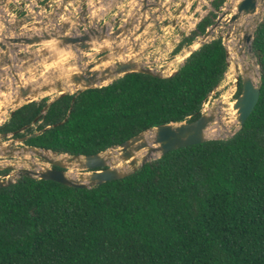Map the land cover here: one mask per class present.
Returning a JSON list of instances; mask_svg holds the SVG:
<instances>
[{"label":"trees","instance_id":"16d2710c","mask_svg":"<svg viewBox=\"0 0 264 264\" xmlns=\"http://www.w3.org/2000/svg\"><path fill=\"white\" fill-rule=\"evenodd\" d=\"M216 18L203 17L174 53ZM252 50L260 96L230 138L170 151L90 189L28 177L0 188V264H264V16ZM227 70L219 37L171 77L128 74L59 97L44 115L45 103L25 105L1 130L41 116L37 131L50 128L27 146L95 155L156 126L197 120Z\"/></svg>","mask_w":264,"mask_h":264},{"label":"water","instance_id":"95a60500","mask_svg":"<svg viewBox=\"0 0 264 264\" xmlns=\"http://www.w3.org/2000/svg\"><path fill=\"white\" fill-rule=\"evenodd\" d=\"M88 1L61 0L59 4L57 1L51 2L52 10L47 17L45 16L44 21L39 20L41 21L39 22L34 16L24 15L9 24L12 28L8 32H3L4 29L0 30V115L6 114L9 110L14 114L22 106L45 96L50 97L54 93L62 97L66 95L67 88L75 93L102 88L128 74L140 73L159 79L171 77L194 52L211 41L212 33L220 27L222 21L232 27L226 39L234 35L239 47L247 46L250 60L248 65H242V69L239 65L235 66L236 73L242 72L240 77H236V82L241 84V93L232 105L239 127L255 109L260 96L261 83L259 66L252 50V41L264 11L253 23L243 20L257 13L259 0H240L232 10L222 12L215 24L206 30L199 41L194 42L187 51L174 59L179 67L169 75H164L162 71L154 72L149 67H141L137 59L144 56L141 48L147 51L148 47L140 48L141 42L139 45L132 43V38L138 34L146 32L148 36V33H153L155 22L159 21V10L163 9L161 7L163 0H131L128 3L127 14L124 11L125 15L122 16V12L118 14L119 10H117L121 6L120 0L107 3L109 6L104 7L105 10L102 13L97 7L93 9ZM180 1L165 0L163 6L180 4ZM192 1L188 0V3ZM2 3L6 4V0H0V10ZM185 5L187 4H182L179 10L181 11ZM79 6L81 11L76 13ZM152 9H155L156 13L150 15L149 12ZM180 11L175 14L178 16ZM4 12L8 13L7 10ZM31 21L34 22L33 25L26 27L25 33L22 32L21 26ZM101 23L103 25L100 33V30L94 26ZM5 24V21L0 20V28ZM15 26L20 31L15 32ZM109 27L117 28L111 35L106 36L105 29ZM134 28L137 29L136 34L132 32ZM118 36H129V39L125 38L120 42ZM224 47L229 69L231 65L229 48L225 45ZM74 48L82 54L95 51L96 55L104 53L105 56L94 63H83L92 58L94 53L90 58L82 59V64L86 65H79L72 58ZM242 54L243 52L238 53V57H242ZM123 55H125L124 60L120 58ZM55 75L57 79H51ZM53 101L51 100L41 111V115L46 113ZM215 119V114H205L202 108L201 116L197 120L159 125L116 147L87 156L59 154L46 149L25 147L26 141L36 138L50 128L47 127L40 132L15 140L14 143L24 145L23 147L0 144V157L9 159L10 164L8 165L6 161L0 162V170L11 171L5 180L0 181V188L12 186L17 179L23 177L53 181L72 188L88 189L109 181L123 179L149 161L158 159L170 151L216 140L208 138L206 133ZM37 120L38 118L34 122ZM29 127L26 126L16 133H22ZM10 136L5 134L2 137ZM113 149L120 150V159L128 162L130 171L110 166V158L106 153ZM141 152L144 153L139 159ZM32 156L35 157L34 160L31 159ZM68 170L77 171V179L71 178L73 173Z\"/></svg>","mask_w":264,"mask_h":264},{"label":"rangeland","instance_id":"374dc122","mask_svg":"<svg viewBox=\"0 0 264 264\" xmlns=\"http://www.w3.org/2000/svg\"><path fill=\"white\" fill-rule=\"evenodd\" d=\"M32 3L35 4L37 0H31ZM48 0H44L46 2ZM49 1H57L59 4L61 0H49ZM212 0H195V7L196 9H192L190 12L186 13L187 17L179 18L178 25L181 29L174 31V34L180 33L182 37L176 38L179 39L178 42H172L173 45L166 46L165 49L162 50V48L159 49L160 54L154 55L153 57L144 58V56L147 55L144 48H141L142 51H144V56H140V58L137 59L141 67H149L154 72H164V75H169L175 68L179 67V64L174 61L175 58L179 57L184 51H187L189 46H183L180 52L177 54L174 53L175 48L179 45V41L189 35L193 30L196 23L200 21L203 17H205L209 12H213L217 15V18L221 15L222 12L230 11L234 8V5L240 1V0H225L224 4L220 7L219 10L215 11L211 6ZM90 5L92 4V1H88ZM48 3V2H46ZM188 6H191V3L188 4V0L185 2ZM27 4H30L27 1ZM30 9V8H29ZM28 9V11H29ZM51 9V8H50ZM49 9V10H50ZM264 11V0H259L258 7H257V13L255 15H252L250 17L244 18L243 21L253 23V21L260 17L261 12ZM26 15L34 16L35 19L42 18L43 16H48L49 11L47 12H41L40 15L36 16V13L28 12ZM95 15V14H93ZM188 15H190L188 17ZM216 18V20H217ZM226 18H229L226 16ZM215 20V22H216ZM194 25V26H193ZM232 31V27L226 24L224 21L221 22L220 27L214 31L210 37V39H216V38H222L223 43L227 48L229 49L230 53V67L225 74V77L221 84L218 86V88L210 94L207 101L203 105V108L205 110V114H215L216 119L215 122L208 128L207 130V137L210 139H216V140H225L232 136L234 132H236L239 129V124L236 121V112L233 111L232 105L235 102L237 98V91H238V83L236 82V77H240L242 72L236 73L235 66L239 65L242 69V65H248V62H250L248 58L247 53V46H238V43L235 40L234 35H230L229 39H226L227 34ZM183 32V33H182ZM181 38V39H180ZM201 37H198L194 42H197L200 40ZM153 50L152 48L148 49ZM158 50H155L154 53H157ZM242 57H238V53H241ZM159 56L160 59L157 61H154V57ZM51 79L56 80L57 75L52 77ZM258 83V81H256ZM66 94H73L72 90H69L70 88H67ZM58 97L57 93L52 94L49 98L51 100H55ZM5 116L0 115V124L3 123ZM34 129V128H32ZM9 142V143H8ZM14 140H8L4 139L3 141H0V144L8 145L10 144L13 147H23L24 145L14 143ZM144 152H141L139 159H141V155H143ZM106 155L109 156V164L111 167L116 169H122L124 171H130V167L128 166V162H123L120 159V150L119 149H113L106 153ZM156 157V156H155ZM34 156L31 157L32 160H34ZM5 159L0 157V162L4 161ZM8 163V162H7ZM69 171V170H68ZM69 172H72V177L74 179H77V171L71 170Z\"/></svg>","mask_w":264,"mask_h":264},{"label":"flooded vegetation","instance_id":"af4514ba","mask_svg":"<svg viewBox=\"0 0 264 264\" xmlns=\"http://www.w3.org/2000/svg\"><path fill=\"white\" fill-rule=\"evenodd\" d=\"M27 1L30 4H27ZM91 1H92V4H91L92 8L95 9L97 7L99 9V11L102 13L103 10H105V8L104 7H98V6L99 5L102 6L103 4L108 5L107 3H108L109 0H91ZM120 1H121V6L117 10H119L118 14H120L122 12L121 13V16H122V15H125L123 13L124 11H126V14L128 12L127 8H128L129 0H120ZM163 1H165V0H163ZM163 1L161 3V7L163 9L159 10V12H160L159 21L158 22L154 21L155 22V27L153 29V33H148V36H146V32H143L142 34H140V35L138 34L136 37L132 38L133 39L132 40L133 45L135 43L137 45H139V42H141V44L139 46L140 48L141 47H145V48L148 47V49H150V48L153 49V50L146 51L147 55L144 56V58H149L150 59L154 55L160 54V51H159L160 48H162V50H163V49L166 48V46L173 45L172 42H178L179 39H176V38L182 37L180 33H178L176 35L174 34V31H176V30H180V32H181V29H180V27L178 25V20L183 15H184V17H187V14H185V13H188L193 8H195V4H196L195 0H193L192 2H189V3H191V6L188 7V5H185L184 8L180 11L179 10L180 6L182 4H184L186 2V0H181L180 4L176 3L173 6L171 5V6H165V7L163 6V5H165ZM212 1H211V3H212ZM46 2H48V3H46ZM46 2H44V0H37L35 2V4H34V3H32L31 0H6V4L2 3V7H1V10H0V12H1L0 13V17H1L0 20L1 21H5L6 24L4 26H2L0 28V30L4 29L3 32H8V30H10L12 28V25H9V24L12 21H14V19H20V18L24 17V15H26V13H28V12L36 13V16L40 15L41 12H47V11L51 12L52 9H50V8H52L53 4L51 5L50 3L51 2H55V1H49L48 0ZM28 9H29V11H28ZM42 9H43V11H41ZM6 10L8 12L7 14L4 12ZM153 10H155V9H152L151 11H153ZM80 11H81V8L79 6V9H78V11L76 13H79ZM177 11H180V14L178 16L175 14ZM111 14H113V13L111 12ZM189 16L190 15H188V17ZM44 18H45V16H43L42 18L36 19V20H38V21L39 20H41V21L43 20L44 21ZM41 21H39V22H41ZM33 23L34 22L31 21L28 24H23L21 26L20 30L25 33L27 31L26 27H28L29 25H33ZM102 25H103V23L97 24L94 27L97 28L98 30H100ZM196 25H197V23L195 24V26ZM195 26H194L193 30L195 29ZM116 28L117 27L106 28L105 29V35L106 36L111 35V33H113L116 30ZM24 29H25V31H24ZM20 30H19V28H17V26H15V32L20 31ZM136 31H137L136 28H134L132 30V32L135 33V34H136ZM192 31H190V32H192ZM100 33H101V30H100ZM187 36H189V35H187ZM118 37L120 38V42L123 41V39H125V38L129 39V36H122V37L118 36ZM183 39H181V41ZM181 41H179V43ZM74 50H75V52H73V57L72 58H73V61H76L77 64H79V65H86V64H82V59H84L86 57L90 58L94 53H95V55L92 58H90L88 61H84L83 63H86V62L94 63L95 61L99 60L101 57L105 56L104 53L96 55L95 51H87L85 54H82V53H79L76 48H74ZM155 50H158V52L154 53ZM19 53H22V52H19ZM120 58L122 60H124L125 59V55H123ZM159 59H160L159 56L158 57L157 56L154 57V61L155 60L158 61ZM10 93H13V91H10ZM73 94H75V93H73ZM32 103H38V104L45 103V105L47 106L50 103V98L45 96V97L39 98V99H37V101L31 102L29 104H32ZM29 104H26V105H29ZM13 115L14 114L10 110L6 114L3 115V117L5 116V118H4L3 123L0 124V141H3L4 139H8V140L10 139V140H14L15 141L18 138L27 137L29 135H32L34 133L39 132V131H37V126L42 124V120H40L41 116L40 117L37 116L30 125H26V126H30V127L26 128L24 130V132H22V133H16L20 129L15 131V132H3L1 130V128H3L10 121V119L12 118ZM37 118H38V120L36 122H34ZM26 126H24V127H26ZM24 127H22V128H24ZM32 128H34V129H32ZM14 133H16V134H14ZM5 134L11 135V136L3 138L2 136L5 135ZM12 134H14V135H12ZM26 142L24 143L25 147L27 146ZM4 161H6V163H7L9 161V159H5ZM8 165H10V164L8 163ZM10 172H11L10 170H6V169L0 170V181L5 180L6 177L10 174Z\"/></svg>","mask_w":264,"mask_h":264},{"label":"crops","instance_id":"0c3cea01","mask_svg":"<svg viewBox=\"0 0 264 264\" xmlns=\"http://www.w3.org/2000/svg\"><path fill=\"white\" fill-rule=\"evenodd\" d=\"M110 1H111V0H109L108 3H110ZM130 1H131V0H129V3H130ZM89 4H90V3H89ZM188 4H189V3H188ZM108 6H109V5H106V4H103V5H102V7H108ZM188 7H189V6H188ZM196 7H197V6H196ZM196 7H195L194 9H196ZM154 13H156L155 10L149 12L150 15H152V14H154ZM185 14H186V13H185ZM185 16H186V15H185ZM183 18H185V17H183ZM150 27H151V26H150Z\"/></svg>","mask_w":264,"mask_h":264},{"label":"bare ground","instance_id":"6f19581e","mask_svg":"<svg viewBox=\"0 0 264 264\" xmlns=\"http://www.w3.org/2000/svg\"><path fill=\"white\" fill-rule=\"evenodd\" d=\"M230 49V48H229Z\"/></svg>","mask_w":264,"mask_h":264},{"label":"built area","instance_id":"2783aa9c","mask_svg":"<svg viewBox=\"0 0 264 264\" xmlns=\"http://www.w3.org/2000/svg\"><path fill=\"white\" fill-rule=\"evenodd\" d=\"M205 111V110H204Z\"/></svg>","mask_w":264,"mask_h":264}]
</instances>
